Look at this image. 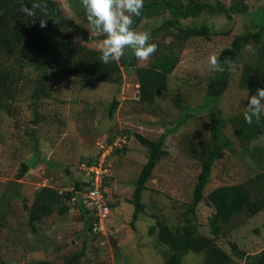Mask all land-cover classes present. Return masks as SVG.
<instances>
[{"label": "rangeland", "instance_id": "rangeland-1", "mask_svg": "<svg viewBox=\"0 0 264 264\" xmlns=\"http://www.w3.org/2000/svg\"><path fill=\"white\" fill-rule=\"evenodd\" d=\"M56 1L73 23L86 30L91 38L89 43L83 41L74 26L70 43L100 50L106 35L93 30L82 0H73L72 5L70 0ZM200 1L214 3L219 0ZM220 1L229 6L234 0ZM247 2L250 13L261 4L260 0ZM245 21L241 16L229 20L218 14H204L184 22L186 25L205 22L230 33L208 40L193 38L181 53L176 52L180 62L168 78V90L159 92L154 104L138 101V78L134 74L123 72L121 85L81 77L53 78L50 80L53 97L40 103L41 121L36 127L32 123L35 116L29 101L32 86L27 84L19 97L11 101L13 113L9 116L0 112V207L5 205L7 209L2 227L0 225V264H65L68 257L81 253L84 247L86 256L80 264H165L162 249L167 247L159 241L157 233L150 235L149 229L158 220L176 229L182 227L188 217L196 219L200 234L213 237L220 248L231 254L235 264H247L248 255L264 250V211L253 218L239 216L232 223L223 224L217 237L212 235L209 223L214 209L207 201L197 207L196 214L188 215L201 171L203 146L210 139L211 111L217 107L223 117L244 113L251 96L240 86V78L244 71L257 68L253 60L256 59L253 44L245 47L234 62L230 85L216 105L206 95L216 70L210 58H218L233 44L235 36L247 31L249 18ZM164 22L165 17L155 15L142 21L136 30L151 32ZM159 34L164 36V33ZM162 35L153 38L158 45L173 41V37ZM152 61L153 55H150L147 60L137 59V65L150 66ZM25 71L29 72V69ZM31 78L32 75L26 80ZM114 100L119 105L110 115ZM181 118L185 119L181 127L166 139L168 155L156 167L143 192L146 213L133 228L134 206L130 200L136 180L148 160L147 147L135 135L158 140L165 131L176 129ZM225 130L240 150L233 131L228 127ZM118 136L122 137L121 143L127 145L126 151L121 150L112 158V183L108 191L116 208H112L104 236L109 241L115 239L113 247L109 242L100 243L84 229L82 212L78 209L69 207V211L62 214L57 206L51 215L32 226L29 209L36 192L45 186L55 190H67L73 186L81 176L82 163L91 160L104 142ZM251 144L264 147V138L255 139ZM237 155L226 151L216 162L205 191L206 197L223 185L251 186V176L260 172L258 163L251 156L243 159ZM32 157L35 159L26 174L16 178L23 164ZM252 192L258 194L253 186ZM257 196L261 197V194ZM232 244H236L239 255L234 254ZM184 264H204V254L191 253Z\"/></svg>", "mask_w": 264, "mask_h": 264}, {"label": "trees", "instance_id": "trees-1", "mask_svg": "<svg viewBox=\"0 0 264 264\" xmlns=\"http://www.w3.org/2000/svg\"><path fill=\"white\" fill-rule=\"evenodd\" d=\"M43 2L46 5L47 13L41 9H34L35 16L29 17L21 11V7L27 5L31 8L33 0H0V112L10 116L13 113L11 101L16 100L26 89L27 84H30L32 90L29 101L35 116L32 123L36 127L41 121L40 103L53 97L50 83L53 78L72 77L75 79L81 77L89 81L121 85L123 72L128 75L134 74L138 78V101L154 104L158 93L168 90V78L174 73L180 62L178 53L179 51L181 53V50L191 39L204 38L208 40L213 36L230 33L227 30H218L205 22L201 25L195 22L192 25L184 24V22L198 19L204 14H218L229 20L236 16L243 17L244 21L249 18L247 31L235 36L233 44L225 48L218 56L217 59L225 70H215V75L210 79L207 87L208 99L216 105L226 92L231 82L232 70H229V63H225V61L230 62L233 67L243 49L249 44H253L256 49V52H253L256 59L253 60L256 61L257 68L253 71L243 72L240 86L247 89L251 95H254L258 88H264V4H260L255 11L250 13L247 0H234L229 6L220 0L214 3L201 2L200 0H144L141 15L134 17L132 27L136 30L142 21L149 20L155 15L165 17V22L150 32L149 43L157 45L156 51L152 54V63L150 66L139 67L134 52L129 48L126 49L119 62L112 61L104 64L100 60L101 49L93 50L83 45L71 44L70 39L73 37L74 26L77 34L82 35L83 41L89 43L91 38L86 30L73 23L56 0H43ZM73 3L75 2L70 0V5ZM76 12H78L77 9ZM45 15H47L46 18ZM42 18L47 20L45 27L40 26ZM160 32L164 33V36L159 34ZM159 35L171 36L173 41L158 45L153 38ZM25 69H29V72ZM30 75H32L31 80H26ZM118 105L117 100L111 103L110 115L117 110ZM244 113L223 117L217 107L211 111L210 139L208 142L205 141L203 150L201 149L203 152L201 171L188 215L196 214L197 207L207 201L214 209V213L209 218L214 237L220 235L223 224H230L239 216L253 218L264 211V147L251 144L255 139L264 138V114H261L259 120L253 118V122L249 124L245 120ZM184 120L181 118L176 129L165 131L158 140H151L141 134L135 135L137 140L147 147L148 160L136 180V188L133 198L130 200L134 206L131 221L133 228L140 216H144L146 213L143 192L147 188V182L152 179L161 160L168 155L165 150L166 139L171 132H176L181 127ZM227 127L238 139L240 150L237 149L235 141L226 134ZM116 138L108 141L111 142ZM122 150L126 151V147ZM226 151L238 154L237 156L243 159L251 156L252 160L258 163L260 172L257 173L254 170L255 174L251 176L250 180L251 186L245 184L223 185L214 189L206 197L205 191L210 182L213 168ZM115 154L109 157L110 162ZM85 162L92 164L95 162V158ZM83 180L82 175L81 180L74 182L79 190L85 191L88 190L90 183L87 184ZM111 183L112 174L104 179L102 187L107 204L111 208V214L106 222L107 231L112 208H116L109 199L108 190ZM252 186L258 194L255 195L252 192ZM259 194L261 197L257 196ZM7 195H10V192H7ZM73 196L74 192H68L67 196L63 197L57 190L43 187L36 192L35 200L29 209V223L34 226L42 218L51 215L57 206L60 213L66 214L70 207L67 201ZM77 207L82 212L84 229L104 244L101 241L104 234L94 230L96 217L93 212L84 208L82 201ZM6 211V206L2 205L0 207V225ZM196 223V219L188 217L184 225L176 229H172L159 220L151 226L149 234L157 233L159 241L167 247V249H162L166 260L165 264H184L185 258L191 253H203L204 264H235L231 254L220 248L213 237H205L200 234ZM232 248H234V254L239 255L236 244H232ZM84 256H86L85 247L81 253L68 257L65 264H80ZM246 259L247 264H264V250L254 255H248ZM30 264L46 263L32 262Z\"/></svg>", "mask_w": 264, "mask_h": 264}, {"label": "clouds", "instance_id": "clouds-1", "mask_svg": "<svg viewBox=\"0 0 264 264\" xmlns=\"http://www.w3.org/2000/svg\"><path fill=\"white\" fill-rule=\"evenodd\" d=\"M260 3L264 4V0H260ZM82 5L87 15L89 24L92 26L93 30L106 34V37L101 44L100 55V60L104 64H108L112 61L119 62L128 48L134 52V55L138 60H147L149 56L156 51L157 45L149 43L151 37L150 32H139L132 27L134 17L141 15L144 0H82ZM34 9H41L43 12L47 13V8L43 0H33L31 8L27 5H22L21 7V11L29 17L35 16ZM46 17L47 15H45V18ZM45 18L40 20L41 27H45L47 24V20ZM210 63L219 71L225 70L223 65L215 56L210 58ZM225 63H229V70H233L230 62L225 61ZM261 114H264V88H258L254 95L248 97L244 117L246 122L251 124L253 122V118L259 120ZM124 137L127 138V136ZM126 145L127 144H122V147L116 149L110 156L122 150V148ZM98 152L99 151H97L93 156L95 160ZM83 164L89 163L83 162L82 165ZM109 164L111 174L110 160ZM82 165L80 167V175L82 173ZM82 175L76 180H81ZM57 191L63 197L67 196L68 192H74V196L67 201V204L70 206L71 210L78 209L77 206L81 204L82 199H80L81 196L78 193L80 190L75 185V182L74 185L67 190ZM74 198H77V201H73ZM64 199L66 200V198ZM84 208L86 207L84 206ZM104 236L101 239L104 244L105 242H109L110 246H112L114 244L113 242L116 243V241H113L115 239H111L109 241V239Z\"/></svg>", "mask_w": 264, "mask_h": 264}, {"label": "built area", "instance_id": "built-area-1", "mask_svg": "<svg viewBox=\"0 0 264 264\" xmlns=\"http://www.w3.org/2000/svg\"><path fill=\"white\" fill-rule=\"evenodd\" d=\"M122 147L120 137L113 141H108L100 146L95 162L82 165L83 181L88 184V190L78 191L83 205L96 217L95 232L107 234L106 222L111 214V208L107 204L105 193L102 190L104 179L110 175V155L118 148ZM73 201H77L74 198Z\"/></svg>", "mask_w": 264, "mask_h": 264}, {"label": "water", "instance_id": "water-1", "mask_svg": "<svg viewBox=\"0 0 264 264\" xmlns=\"http://www.w3.org/2000/svg\"><path fill=\"white\" fill-rule=\"evenodd\" d=\"M137 97H139V94L137 95ZM35 158H31L30 160H28L25 164H23L21 171L16 175V178H21L23 177L22 175H25L26 172L28 171L29 167L31 166L32 162L34 161ZM25 201V200H24ZM115 243V242H113ZM251 264V263H250Z\"/></svg>", "mask_w": 264, "mask_h": 264}]
</instances>
